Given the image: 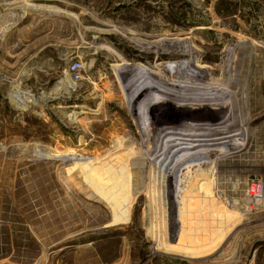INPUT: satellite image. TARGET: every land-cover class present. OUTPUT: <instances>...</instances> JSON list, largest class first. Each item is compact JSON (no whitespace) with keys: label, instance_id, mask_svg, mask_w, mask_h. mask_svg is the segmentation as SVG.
Returning <instances> with one entry per match:
<instances>
[{"label":"rangeland","instance_id":"rangeland-1","mask_svg":"<svg viewBox=\"0 0 264 264\" xmlns=\"http://www.w3.org/2000/svg\"><path fill=\"white\" fill-rule=\"evenodd\" d=\"M0 264H264V0H0Z\"/></svg>","mask_w":264,"mask_h":264},{"label":"built area","instance_id":"built-area-1","mask_svg":"<svg viewBox=\"0 0 264 264\" xmlns=\"http://www.w3.org/2000/svg\"><path fill=\"white\" fill-rule=\"evenodd\" d=\"M81 66L80 65H73L72 66V71H77V69H79ZM79 75H75V79H78Z\"/></svg>","mask_w":264,"mask_h":264},{"label":"crops","instance_id":"crops-1","mask_svg":"<svg viewBox=\"0 0 264 264\" xmlns=\"http://www.w3.org/2000/svg\"><path fill=\"white\" fill-rule=\"evenodd\" d=\"M170 256H171V257H173V255H172V254H170ZM177 256H181V255H177Z\"/></svg>","mask_w":264,"mask_h":264},{"label":"bare ground","instance_id":"bare-ground-1","mask_svg":"<svg viewBox=\"0 0 264 264\" xmlns=\"http://www.w3.org/2000/svg\"><path fill=\"white\" fill-rule=\"evenodd\" d=\"M238 119V118H237ZM214 130V129H213ZM242 139V138H241Z\"/></svg>","mask_w":264,"mask_h":264}]
</instances>
